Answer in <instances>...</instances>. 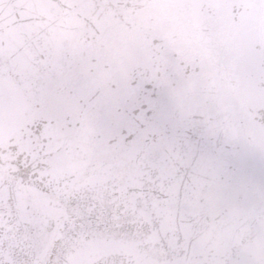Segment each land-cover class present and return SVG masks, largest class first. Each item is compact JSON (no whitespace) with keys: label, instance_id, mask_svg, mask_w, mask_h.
Instances as JSON below:
<instances>
[{"label":"snow or ice","instance_id":"snow-or-ice-1","mask_svg":"<svg viewBox=\"0 0 264 264\" xmlns=\"http://www.w3.org/2000/svg\"><path fill=\"white\" fill-rule=\"evenodd\" d=\"M0 264H264V0H0Z\"/></svg>","mask_w":264,"mask_h":264}]
</instances>
